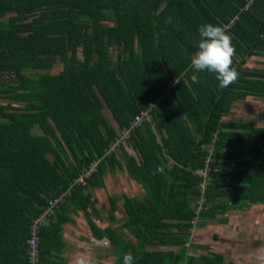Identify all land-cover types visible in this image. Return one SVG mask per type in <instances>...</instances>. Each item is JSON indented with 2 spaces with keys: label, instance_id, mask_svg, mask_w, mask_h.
<instances>
[{
  "label": "trees",
  "instance_id": "16d2710c",
  "mask_svg": "<svg viewBox=\"0 0 264 264\" xmlns=\"http://www.w3.org/2000/svg\"><path fill=\"white\" fill-rule=\"evenodd\" d=\"M208 23L233 37L240 76L225 89L214 73L190 79L199 27ZM252 57H264V0H0V261L18 247L28 264L33 222L65 193L38 233L45 263L68 220L61 208L87 214L106 172L123 165L143 199L122 196L117 229L101 230L85 215L93 237L112 245L114 264L125 253L135 264H232L209 250L190 256L185 244L191 228L264 207V126L228 116L234 102L264 97V71L245 66ZM143 110L151 120L126 142L139 163L124 152V164L105 156ZM160 130L167 137L157 142ZM92 162L95 170L75 183ZM109 206L113 224L111 198ZM158 246L176 250H151Z\"/></svg>",
  "mask_w": 264,
  "mask_h": 264
},
{
  "label": "crops",
  "instance_id": "0c3cea01",
  "mask_svg": "<svg viewBox=\"0 0 264 264\" xmlns=\"http://www.w3.org/2000/svg\"><path fill=\"white\" fill-rule=\"evenodd\" d=\"M233 105L231 107V110L233 108ZM226 116H224V118ZM228 116L231 117L230 113L228 114ZM150 120H151V115H150ZM111 122H112L111 125L116 127V123L114 122V120ZM163 132L162 130H160V132L157 131V135H156L157 142H160V141L162 142V139L164 137H167V134ZM108 149L105 152V156L110 155V154L107 155ZM122 152L126 153L127 156L129 155L135 158L136 162L139 163V158L136 154L135 149L131 145H128L127 143L125 144V146L118 148L114 152V156L119 161V163L124 164L123 160L125 158ZM121 166L122 168L116 167L114 172H110V171L106 172V174L104 175V188H97L93 190V197L95 199V203H94L93 208L88 207L86 209L87 214H84L83 212L72 209V208H65V206H63L62 208L60 207L61 209H64V210H61V212L64 211L63 212L64 218H67L68 220L65 221L61 225L60 240L55 245V249L52 250L51 257L47 258L45 263L43 264H74L75 258L79 254H87V255L93 256L94 258L97 259L98 264H108L107 261L108 262L110 261L107 258H115L113 263L111 262L109 264L115 263L117 254L113 250L112 245L106 239L98 240L93 237L88 227L86 216L95 224V226H97V228L101 230L105 229L106 227H111V229H117L121 226L123 219L125 217L122 196L133 198L137 201H141L143 199V195H144L143 187L137 184L136 182L131 181V179H129L127 176L125 168L123 167V165ZM99 190L103 191L104 198L108 202V205L105 204L104 206L101 207V209H103L104 214H106L105 216H103L102 213L98 209L100 202L104 201L103 199H100V201L98 199L97 191ZM113 193L115 194L116 197L113 196L114 195ZM109 198L114 200L115 208H116L113 213V216L116 221L113 224L110 223V220L108 218V212L110 209ZM118 209H121L120 213L122 214L120 215V217H116L114 215V214H117ZM228 214L224 215L222 218L226 219ZM215 222H217L218 224H224L225 220L221 223L218 221H215ZM204 225L199 226V227H203ZM196 228L197 227H195L193 231L190 229V236L185 244V246H188V247L191 246V248H194V250L197 248L195 252L190 255L195 258H197L203 253L200 250V248L197 247L198 245L195 246V243L194 244L192 243L193 242L192 239L194 238V231L196 230ZM123 233L128 239L130 238L126 230H124ZM216 237H217L216 235H213V238H216ZM172 248L176 249L175 247H171V246H168V247L158 246V247L152 248L151 250H157V251L171 250L172 251ZM25 259H26V256L24 255L23 251L20 250L18 247H16V249H13L9 253V258L2 259L0 261V264H24ZM225 259L227 261L231 259L230 262H232V258H225ZM233 259L234 261H237L236 258H233Z\"/></svg>",
  "mask_w": 264,
  "mask_h": 264
},
{
  "label": "rangeland",
  "instance_id": "374dc122",
  "mask_svg": "<svg viewBox=\"0 0 264 264\" xmlns=\"http://www.w3.org/2000/svg\"><path fill=\"white\" fill-rule=\"evenodd\" d=\"M260 64H263V66H260ZM61 66L60 63L57 64V69H60ZM245 66L264 71V57L263 59L257 57L246 58ZM0 103L3 104L5 101L0 98ZM263 111L264 97H248L244 101L235 102L230 115L233 119L251 120L255 125L264 126ZM103 112L108 123L111 124L113 119L110 113L105 109ZM31 133L33 135L42 134L37 127H34ZM207 183L205 181L204 184ZM97 194L99 201L100 199L104 200L100 202L98 209L105 216L106 214H104L101 207L105 204L108 205V202L105 200L102 190L97 191ZM117 211V214L114 215L120 217L122 214L120 213L121 209ZM45 223L46 221H44ZM213 235L217 237L213 238ZM192 241L193 244L195 243V246L198 245L197 247L202 252L209 250L223 254L225 258H232V264H264V207H251L244 211L231 210L224 224H218L215 221H206L203 227L197 226ZM195 250L190 246L188 255L193 254ZM233 258H236L237 261H234ZM107 259L110 261H107L108 264L113 263L115 260V258Z\"/></svg>",
  "mask_w": 264,
  "mask_h": 264
},
{
  "label": "clouds",
  "instance_id": "9594fccd",
  "mask_svg": "<svg viewBox=\"0 0 264 264\" xmlns=\"http://www.w3.org/2000/svg\"><path fill=\"white\" fill-rule=\"evenodd\" d=\"M199 37V50L191 58V68L194 70L190 77L191 81L200 83L198 74L207 71L215 74L222 89L237 82L240 73L233 66L236 55L233 37L222 26L211 23L199 27ZM162 171V167L157 169V172ZM135 261L136 257L131 253H125L122 264H135ZM74 264H98V261L91 255L79 254Z\"/></svg>",
  "mask_w": 264,
  "mask_h": 264
},
{
  "label": "built area",
  "instance_id": "2783aa9c",
  "mask_svg": "<svg viewBox=\"0 0 264 264\" xmlns=\"http://www.w3.org/2000/svg\"><path fill=\"white\" fill-rule=\"evenodd\" d=\"M175 87H176V80L169 82L168 90L174 89ZM157 103L158 102H156L153 106L157 105ZM143 120L145 121L150 120L149 110L140 112L137 116H135L134 121L132 122L130 127L120 130L118 138L109 147L107 151V155L114 153L115 150H117L119 147L125 146L127 140L129 139L130 131H132L136 126H138ZM95 167H96V164L92 162L90 166L86 170H84V172L80 175V177L75 179V183L76 182L82 183L83 178L88 177L95 170ZM194 174L202 178V181L200 182L199 187L201 191L205 190L206 184L204 183L207 179V172L203 170V168H199L194 171ZM64 195L65 193L59 195L55 200L50 202L49 206L43 211L41 216L35 219V221L33 222L30 228V238L27 240L28 264H38L39 263L38 233L44 221H46L48 216L53 214L54 207L58 203H62ZM199 211H200V207L195 210L194 217L190 221L191 225H195V223L200 219ZM193 229L194 228H191L192 231Z\"/></svg>",
  "mask_w": 264,
  "mask_h": 264
},
{
  "label": "bare ground",
  "instance_id": "6f19581e",
  "mask_svg": "<svg viewBox=\"0 0 264 264\" xmlns=\"http://www.w3.org/2000/svg\"><path fill=\"white\" fill-rule=\"evenodd\" d=\"M198 205H199L198 208L200 207V211H199V212H201L202 209H203V205H204V197H203L201 200L198 201ZM40 216H41V215H40ZM40 216H39V217H40ZM196 223H197V222H196ZM196 223H195V225H196ZM195 225H194V226H195Z\"/></svg>",
  "mask_w": 264,
  "mask_h": 264
}]
</instances>
